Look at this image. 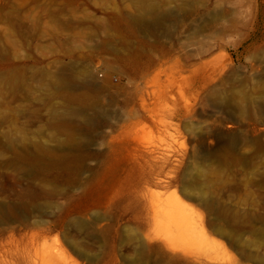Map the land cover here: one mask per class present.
Here are the masks:
<instances>
[{
  "label": "rangeland",
  "instance_id": "374dc122",
  "mask_svg": "<svg viewBox=\"0 0 264 264\" xmlns=\"http://www.w3.org/2000/svg\"><path fill=\"white\" fill-rule=\"evenodd\" d=\"M131 262L264 264V0H0V264Z\"/></svg>",
  "mask_w": 264,
  "mask_h": 264
},
{
  "label": "bare ground",
  "instance_id": "6f19581e",
  "mask_svg": "<svg viewBox=\"0 0 264 264\" xmlns=\"http://www.w3.org/2000/svg\"><path fill=\"white\" fill-rule=\"evenodd\" d=\"M79 222V221H78ZM81 223V222H80ZM79 223V224H80ZM217 232H218V234H224V230H223V228H221V227H219L218 226V228H217V230H216ZM260 232V229H258L257 231H256V234L258 235V233ZM209 259L210 260H215V261H222V260H224V257H221V256H219V255H217V256H214V257H209ZM127 264H139L138 262H131V263H127Z\"/></svg>",
  "mask_w": 264,
  "mask_h": 264
}]
</instances>
